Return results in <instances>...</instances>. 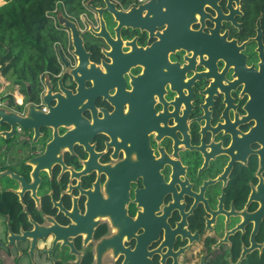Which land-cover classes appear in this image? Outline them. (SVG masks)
I'll return each mask as SVG.
<instances>
[{
	"label": "flooded vegetation",
	"instance_id": "af4514ba",
	"mask_svg": "<svg viewBox=\"0 0 264 264\" xmlns=\"http://www.w3.org/2000/svg\"><path fill=\"white\" fill-rule=\"evenodd\" d=\"M89 1L81 67L61 28V71L0 91L47 122L0 137V174L33 182L0 179V264H264V1L207 5L194 36Z\"/></svg>",
	"mask_w": 264,
	"mask_h": 264
},
{
	"label": "trees",
	"instance_id": "16d2710c",
	"mask_svg": "<svg viewBox=\"0 0 264 264\" xmlns=\"http://www.w3.org/2000/svg\"><path fill=\"white\" fill-rule=\"evenodd\" d=\"M87 1L4 0L0 5V75L10 82L11 90L16 85L24 88L25 83L39 85L45 74L61 71L58 47L66 45L68 37L55 19L56 12L61 6L68 17L78 18L86 12ZM116 1L123 7L138 3ZM4 100L0 97V103Z\"/></svg>",
	"mask_w": 264,
	"mask_h": 264
},
{
	"label": "water",
	"instance_id": "95a60500",
	"mask_svg": "<svg viewBox=\"0 0 264 264\" xmlns=\"http://www.w3.org/2000/svg\"><path fill=\"white\" fill-rule=\"evenodd\" d=\"M218 1L219 0H149L138 7H133L128 13L116 11V5L114 3H110L108 0L106 2L108 4L107 11L113 13L120 21L121 25L125 23V26L138 29H143L146 25H150L153 28L167 25L170 32H180L182 34L187 33L194 36V33L191 31V26L196 21V18L199 15H205L204 8L207 5L218 9L216 7ZM91 3L92 0L87 3L88 7L95 10ZM145 12L147 15L143 17L142 15H144ZM55 19L60 28L70 31V37L74 48L73 53L79 58L81 67L82 59H85L84 42L78 31L76 23L66 16L61 6L58 8ZM151 31L153 30L151 29ZM195 37L197 36L195 35ZM62 62L67 64L63 55ZM30 91L31 90H29V92ZM29 121H31L32 124H28ZM46 124V117L42 113L36 110L34 111L32 106L23 117L8 111L4 107H0V127L6 125L12 129L11 133H0V137L6 140H10L12 138L11 135L15 132L16 126H20L24 130H34L36 126H44ZM34 173L35 170L32 175H34ZM11 175L13 174L7 171L0 174V179L10 176L13 180L17 181L19 183L20 190H22V193L20 191L17 195L22 198L25 191L31 190L33 182L27 183L24 179L17 177L16 175ZM12 237L13 236L11 234L9 237L10 246L14 245ZM20 240L23 241L26 239L21 237Z\"/></svg>",
	"mask_w": 264,
	"mask_h": 264
},
{
	"label": "rangeland",
	"instance_id": "374dc122",
	"mask_svg": "<svg viewBox=\"0 0 264 264\" xmlns=\"http://www.w3.org/2000/svg\"><path fill=\"white\" fill-rule=\"evenodd\" d=\"M3 1L4 0H0V5L3 4ZM0 84L3 86L0 91H3V92L5 91V93H13L14 92L9 88V86H8V85H10L9 82L5 78L1 77V75H0ZM1 146H2V141L0 140V148H1Z\"/></svg>",
	"mask_w": 264,
	"mask_h": 264
},
{
	"label": "built area",
	"instance_id": "2783aa9c",
	"mask_svg": "<svg viewBox=\"0 0 264 264\" xmlns=\"http://www.w3.org/2000/svg\"><path fill=\"white\" fill-rule=\"evenodd\" d=\"M146 0H138V4L145 2ZM57 13V12H56Z\"/></svg>",
	"mask_w": 264,
	"mask_h": 264
},
{
	"label": "crops",
	"instance_id": "0c3cea01",
	"mask_svg": "<svg viewBox=\"0 0 264 264\" xmlns=\"http://www.w3.org/2000/svg\"><path fill=\"white\" fill-rule=\"evenodd\" d=\"M3 3H5V2L3 1Z\"/></svg>",
	"mask_w": 264,
	"mask_h": 264
}]
</instances>
